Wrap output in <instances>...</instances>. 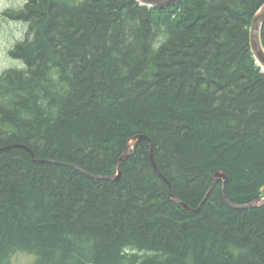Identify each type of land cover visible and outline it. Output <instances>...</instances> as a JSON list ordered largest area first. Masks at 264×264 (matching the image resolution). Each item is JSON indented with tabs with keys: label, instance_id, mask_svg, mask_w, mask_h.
<instances>
[{
	"label": "trees",
	"instance_id": "16d2710c",
	"mask_svg": "<svg viewBox=\"0 0 264 264\" xmlns=\"http://www.w3.org/2000/svg\"><path fill=\"white\" fill-rule=\"evenodd\" d=\"M263 3L5 10L27 31L0 73V264H264V203L227 202L264 196ZM137 134L159 171L143 139L113 179Z\"/></svg>",
	"mask_w": 264,
	"mask_h": 264
},
{
	"label": "water",
	"instance_id": "95a60500",
	"mask_svg": "<svg viewBox=\"0 0 264 264\" xmlns=\"http://www.w3.org/2000/svg\"><path fill=\"white\" fill-rule=\"evenodd\" d=\"M139 3L149 6V7H154V8H167L170 7L174 4H177L180 0H137ZM264 25V3L260 6V8L256 11L252 23H251V38H252V49L255 54V57L257 58L259 65L262 67L264 71V43L262 39V28ZM148 140L151 144V156H152V161L156 169L158 170L154 158H153V141L152 139L145 134H137L133 136L132 138L129 139L128 141V147L126 152L120 157L119 162H118V168H117V174L116 176H113V179H120L121 177V165L122 163L125 162V160L130 156L131 151H134L138 145V143L141 140ZM159 171V170H158ZM165 178V177H164ZM222 178L224 180V183L227 181V175L225 174L224 171L219 170L215 176V181L213 182L211 188L214 186V184ZM166 179V178H165ZM210 188V190H211ZM209 190V192H210ZM208 192V193H209ZM178 203H180L186 210L192 211V208L185 204L184 202L175 199ZM227 202L235 207H253V206H258L262 203H264V197H261L257 200H254L248 204L245 205H237L231 203L229 200Z\"/></svg>",
	"mask_w": 264,
	"mask_h": 264
},
{
	"label": "rangeland",
	"instance_id": "374dc122",
	"mask_svg": "<svg viewBox=\"0 0 264 264\" xmlns=\"http://www.w3.org/2000/svg\"><path fill=\"white\" fill-rule=\"evenodd\" d=\"M24 2L25 0H0V73L4 69L22 64L12 58L9 51L18 40L24 38L27 25L23 21L7 17L4 11L8 8L17 9ZM13 260L15 264H29L34 260V256L28 253H17Z\"/></svg>",
	"mask_w": 264,
	"mask_h": 264
},
{
	"label": "bare ground",
	"instance_id": "6f19581e",
	"mask_svg": "<svg viewBox=\"0 0 264 264\" xmlns=\"http://www.w3.org/2000/svg\"><path fill=\"white\" fill-rule=\"evenodd\" d=\"M175 5V4H174ZM250 35H251V29H250ZM262 35V34H261ZM251 46H252V38H251ZM253 50V49H252ZM255 55V54H254ZM256 60H257V58H256ZM257 62H258V60H257ZM258 64H259V62H258Z\"/></svg>",
	"mask_w": 264,
	"mask_h": 264
}]
</instances>
